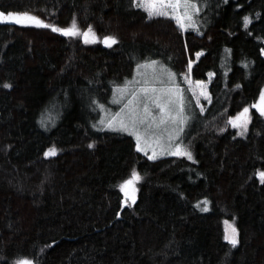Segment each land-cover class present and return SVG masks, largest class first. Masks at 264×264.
I'll list each match as a JSON object with an SVG mask.
<instances>
[{
  "label": "trees",
  "instance_id": "16d2710c",
  "mask_svg": "<svg viewBox=\"0 0 264 264\" xmlns=\"http://www.w3.org/2000/svg\"><path fill=\"white\" fill-rule=\"evenodd\" d=\"M198 3L199 32L148 19L131 0H0L5 12L58 27L75 19L100 37L85 44L0 23V264H264L256 175L264 171V116L251 107L264 90V0ZM107 35L117 43L104 44ZM144 60L179 74L192 60L190 76L209 80L210 102L191 130L193 160H152L133 136L90 128L87 103L107 100ZM57 105L61 118L50 126ZM244 107L251 120L241 136L227 120ZM52 146L57 154L46 157ZM133 169L142 180L126 204L119 185ZM204 198L207 211L197 207ZM225 220L239 230L236 247L224 239Z\"/></svg>",
  "mask_w": 264,
  "mask_h": 264
},
{
  "label": "snow or ice",
  "instance_id": "6c2138e0",
  "mask_svg": "<svg viewBox=\"0 0 264 264\" xmlns=\"http://www.w3.org/2000/svg\"><path fill=\"white\" fill-rule=\"evenodd\" d=\"M131 6L144 11L148 19L171 18L181 31L193 29L199 32L198 14L202 8L198 0H131ZM243 22L244 27H247L251 23V17L244 16ZM0 23L50 28L64 36L81 37L85 44L95 43L100 39L91 25H88L86 30H81L76 20L73 19L70 26L58 27L46 23L28 11L5 12L0 10ZM102 42L111 47L117 43V38L114 35H107L102 38ZM228 51L230 52V50ZM261 51L264 52V49ZM200 55H202L201 52L196 53L197 59ZM194 62L189 60L187 73L181 75H183L188 91L195 97L197 104L200 103L201 96L210 102L211 98L207 92L206 83L202 80L193 82L191 79L190 73ZM209 75H214V73H209ZM176 77L175 72L157 60H144L137 63L133 79L125 80L122 85H117L113 93L116 98L114 102L122 105L120 110L101 120V125L109 129L131 133L136 139L138 151L147 155L151 150L152 154L149 159L155 160L158 156L172 155L193 160L192 152L188 146L183 144L181 138L189 117L186 114L185 90L180 87ZM4 87L10 88L12 85L5 84ZM98 107L107 112L103 104H98ZM251 107L264 116V90L260 92L258 101ZM203 110L201 105L200 111ZM250 119V109L244 107L236 115L228 117L227 124L240 129L238 135L243 136L247 131ZM93 126L95 127V125ZM220 130L223 131V129ZM92 146L89 145V147ZM57 151L58 149L52 146L44 152V155L52 157L57 154ZM256 175L259 176L261 183H264V171H258ZM140 180H142V176L133 169L130 177L119 185L120 190L124 193V203L134 204L136 202V184ZM201 204H203L201 210L207 211L209 204L207 198L198 202L197 207H200ZM225 224L227 228L224 239L232 247H236L240 242L239 230L234 223L225 221ZM14 264H34V261L25 257L15 260Z\"/></svg>",
  "mask_w": 264,
  "mask_h": 264
},
{
  "label": "rangeland",
  "instance_id": "374dc122",
  "mask_svg": "<svg viewBox=\"0 0 264 264\" xmlns=\"http://www.w3.org/2000/svg\"><path fill=\"white\" fill-rule=\"evenodd\" d=\"M157 61L163 63L164 65H166L168 68H170L173 72H175L177 74V77H176L177 82L179 83L180 87L184 88V90H185L184 91V96H185V100L187 102L186 114L188 115L189 119H188L187 124L184 127L183 133L181 134V138L183 140V144L186 145V146H188L189 150L191 151V145L190 144L192 143V141H191V130H192V126L194 124V121L196 119H198L201 114L204 113V110L206 108V104L208 103L209 100L206 99L205 97L201 96L200 97V103L197 104L195 102V97L192 95V93L190 91H188V86L184 82L183 75L177 73L175 70H173L171 68V66H169L165 62H163L161 60H157ZM185 73H187V72H185ZM135 74H136V68H135V71H134L133 76L130 77V78H127L126 80H132L133 77L135 76ZM191 79H192L193 82L196 81L192 77H191ZM202 81H204L206 83V85H207V92L209 93V80H202ZM123 83L118 84V85H122ZM116 86H114L113 91H112L111 95L109 96V98L107 100L104 101V100L100 99L99 97H96V98L92 99L91 105H89L87 103L88 112H89V118H88V120H89L90 128L92 130H94V131L108 130V131H114V132H122V133H126V134H129V135L133 136L129 132L117 131V130L109 129L107 127H104L100 123L101 120L106 119L108 116H110V115L118 112L120 110L121 106H122L121 104H117V103L114 102V100L116 98L114 97L113 93L115 91ZM98 104H103L105 106V109H107V112L101 110L98 107ZM201 105L204 108L203 111H200ZM60 109H61V106L60 105L54 106L52 108L50 115L53 116V120L50 122L51 123L50 126H54L60 120V118H61V111H60ZM44 125L46 126V124H44ZM93 125H95V127ZM239 131H240V129H238V132ZM134 139H135V137H134ZM135 141H136V139H135ZM141 153L145 154L144 152H141ZM151 154H152L151 153V150H149L148 153H147V156L150 157ZM162 156H166V155H162ZM162 156H158L157 158L162 157ZM136 188H137V193H136V200H137V197H138V186H137V184H136ZM128 204H131V203H128ZM225 221L231 222L230 220H225ZM231 223H233V222H231ZM226 228H227V225L224 222V229L226 230Z\"/></svg>",
  "mask_w": 264,
  "mask_h": 264
}]
</instances>
